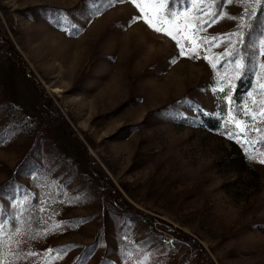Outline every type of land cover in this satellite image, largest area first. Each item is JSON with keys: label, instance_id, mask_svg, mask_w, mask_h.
Listing matches in <instances>:
<instances>
[{"label": "rangeland", "instance_id": "1", "mask_svg": "<svg viewBox=\"0 0 264 264\" xmlns=\"http://www.w3.org/2000/svg\"><path fill=\"white\" fill-rule=\"evenodd\" d=\"M135 2L163 4L145 11L180 45L133 0H0V186L16 183L0 206L5 264H74L88 247L86 264H264L261 24L254 86L236 107L241 70L226 59L264 5L231 0L214 19L218 0H191L173 22L169 0ZM198 9L203 30L185 29ZM198 109L234 128L199 126Z\"/></svg>", "mask_w": 264, "mask_h": 264}, {"label": "trees", "instance_id": "2", "mask_svg": "<svg viewBox=\"0 0 264 264\" xmlns=\"http://www.w3.org/2000/svg\"><path fill=\"white\" fill-rule=\"evenodd\" d=\"M190 1L191 0H169L168 6H167L168 11L170 10L171 12L176 13L177 11L180 12L182 10H187L190 8ZM227 3H228V0H218V2L216 3V12H215L214 19H217L222 15V12ZM262 15L264 16V12L261 9H259L257 13H255V15L251 17V19L248 21V22H254L256 26L253 30H251V35L246 36L245 42L247 44H251L252 42H254L252 41V38H253L252 32L256 29H259V25L262 22ZM256 17H258V19H256ZM246 31L248 34L249 29H246ZM80 32H81V29H80ZM2 36L3 37H2L1 44L4 48L6 47L7 54L12 60V62H14L18 66L19 70L24 74V76L29 82H31L37 88L40 87L41 83L39 79L37 78L33 70L31 69V67L28 65V63L25 61L23 56L20 55V53L14 48L11 41L5 38V33L2 34ZM259 36L260 34H258L255 37V39L257 40ZM246 43L242 42L239 48H235V51H233L234 52L233 55H231L230 57H226V59H229L230 62H231L230 58H232L233 61H235L236 59H243L244 64H245V68L241 69V74L235 82L236 89L232 97L233 105L240 103L239 101L240 97L247 95L250 92V90L253 89V86H254V79H255L258 59H257L256 52L248 48L246 46ZM234 106L236 107L237 105H234ZM197 120L200 122L199 126H207L212 131H219V132L227 131L228 132L234 128L233 125L227 119V117L224 119V122H222V117L207 115L203 113L202 111H200V109L197 110ZM19 172L20 171H18V173ZM109 181L111 183L110 184L111 187L114 189L113 190L110 187L113 192L111 196L114 199L116 209L126 211L127 209H125L126 207L124 206V201H123L120 191L116 188V186L111 180ZM15 184H16L15 181L12 180L11 178V180L9 179L6 183L0 186V206H2L1 205L2 197L11 195V193L9 192L11 191L12 188L16 187L14 186ZM173 232L176 236H178L179 238L185 241H192V239H190L187 235L183 234L182 232L180 233V231L176 230ZM90 250H91L90 247H88L87 250H84V253L80 255V257L76 260L74 264H86L89 259L86 261L85 256Z\"/></svg>", "mask_w": 264, "mask_h": 264}, {"label": "snow or ice", "instance_id": "3", "mask_svg": "<svg viewBox=\"0 0 264 264\" xmlns=\"http://www.w3.org/2000/svg\"><path fill=\"white\" fill-rule=\"evenodd\" d=\"M133 2L135 3V7H137L144 20L145 23H147L150 27H152L155 31L157 32H164L165 35H168L169 37H171V39H173L174 41H176L177 45H180V40L177 38L176 35L173 34L172 31H165L163 28L161 27H156V25L152 22V17L149 15L148 12L145 11L146 7H153L154 11L158 13V9L159 7H163L164 5H141L140 3H136L135 0H133ZM229 3H231V0H228ZM241 2L243 4H248V0H241ZM253 4H261L264 5V0H253ZM209 7H211V5H209ZM249 7H252V4H249ZM254 11V9H253ZM203 12V14L201 15L200 13ZM208 11L207 10H197V14H194L191 19H185L184 23H183V27L185 29L187 28H195L196 32H199L201 30H203V25L204 23H206L207 21H204L203 17L205 15H208ZM167 15L171 18V20L174 22L175 19L177 18V13L175 12H171L170 10L168 11ZM212 15H215V13H212ZM164 17L160 16V20L163 21ZM256 19H258V17H256ZM194 21H200L199 24H194ZM255 23L254 22H244L240 25L241 28H247L249 29L248 35H251V30H253L255 28ZM180 30V25H175V31H179ZM261 37L262 39L259 41V54L264 55V22H261ZM232 35L238 37V42H245V33L244 32H237V33H233ZM216 39V38H213ZM202 42L207 43L209 42V38L208 37H204L202 38ZM246 46L250 49H252L254 52L256 51V42H252L251 44H247ZM233 51H235V49H233ZM181 54H184V50H183V46H181ZM229 55H231V53H229ZM235 63V67L237 70H241L245 68V64L242 61V59H236L234 61ZM260 67L262 69H264V65H260ZM239 74V73H238ZM259 88L264 89V83L259 84ZM221 91H223V89H220ZM229 100H231V97H229ZM259 116L261 118V122H264V107H261L259 110ZM253 120H256V116H252ZM248 127H251L253 129H255V124L252 125H248ZM258 130V129H256ZM231 138V137H230ZM261 163H264V160L260 161ZM4 230V224L0 223V232H3ZM12 231L14 233H16L17 235L19 234V229L17 227H15V225H13L12 227ZM14 239V238H13ZM3 242V236H0V243ZM14 242L18 245L20 242L18 240H14ZM9 251H12V247L11 245H8ZM15 254V253H14ZM25 255L27 256H35L37 255V253H33V252H28ZM0 264H5V261L0 259Z\"/></svg>", "mask_w": 264, "mask_h": 264}]
</instances>
